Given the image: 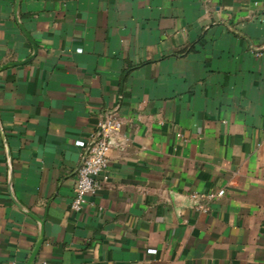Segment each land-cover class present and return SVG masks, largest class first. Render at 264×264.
<instances>
[{"label": "crops", "instance_id": "1", "mask_svg": "<svg viewBox=\"0 0 264 264\" xmlns=\"http://www.w3.org/2000/svg\"><path fill=\"white\" fill-rule=\"evenodd\" d=\"M0 264H264V0H0Z\"/></svg>", "mask_w": 264, "mask_h": 264}, {"label": "built area", "instance_id": "2", "mask_svg": "<svg viewBox=\"0 0 264 264\" xmlns=\"http://www.w3.org/2000/svg\"><path fill=\"white\" fill-rule=\"evenodd\" d=\"M122 126L123 121L116 111L106 112L99 119L96 130L89 134L88 140L80 142L83 156L77 169L74 196L70 204L73 210H81L86 203V197L96 194L100 187V177L106 179L108 154L112 145L123 139ZM223 194L224 190L220 189L207 194L206 197L214 199ZM197 208L206 210L201 205Z\"/></svg>", "mask_w": 264, "mask_h": 264}]
</instances>
